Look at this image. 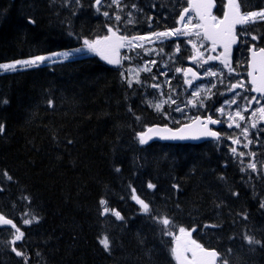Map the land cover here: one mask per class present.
Masks as SVG:
<instances>
[{"label":"trees","instance_id":"trees-1","mask_svg":"<svg viewBox=\"0 0 264 264\" xmlns=\"http://www.w3.org/2000/svg\"><path fill=\"white\" fill-rule=\"evenodd\" d=\"M244 1L264 8V0ZM104 12L108 0L99 10L95 0H0V63L102 38ZM255 29L264 46V22ZM146 87L129 88L96 54L0 74V213L24 231L27 264H177L174 238L141 212L129 185L154 214L174 220L176 235L181 226L195 229L190 238L227 264H264L261 160L253 171L213 143L141 146L137 133L155 119ZM102 198L125 222L101 216ZM31 215L41 219L22 224ZM13 233L0 229V264H25L12 251ZM102 235L110 252L98 243Z\"/></svg>","mask_w":264,"mask_h":264},{"label":"snow or ice","instance_id":"snow-or-ice-1","mask_svg":"<svg viewBox=\"0 0 264 264\" xmlns=\"http://www.w3.org/2000/svg\"><path fill=\"white\" fill-rule=\"evenodd\" d=\"M75 2H79V0H75ZM113 3L117 4L119 6V0H112ZM95 3L97 6L101 5V0H95ZM135 7V5H133ZM214 7L213 0H197L196 3L193 4V8L196 11V15L200 21V23L194 25L197 29H202L201 31L195 32V35L197 37H201L204 40L211 41L212 44V51H216V47L218 44L223 46V52L218 56H208L206 60H203V63H207L210 60H217L220 59L221 63L224 65L225 68L228 69L229 73L233 72L234 69L230 66V47L232 44H235L237 42V36L234 34V29L236 25H248V24H254L257 21L264 22V9L260 11H248V12H242L241 11V3L240 0H228V11L224 14L223 19H217L216 16L212 15V9ZM99 10V8H98ZM189 11L188 8L184 9V12L180 15V20H185V14H187ZM105 16H108V12H104ZM129 16L132 15L131 12L128 13ZM120 16H116V20H120ZM187 23H185V28H188V24L191 23V16H188ZM128 23H134L133 20H128ZM29 23H35L34 20H29ZM108 31L111 33V36L105 35L102 38H98L95 40H83V48H76L71 51H64L59 53H52L49 56H36L29 60H18L12 63H6V64H0V70L4 71H17L18 66L23 68H31V67H39L41 63L44 62H61L64 60H69L71 57H73L76 54L82 53L85 51V49L88 52H93L98 55H100L103 59L107 60L109 64H121V59L118 58L117 53L120 48L125 47L127 44L130 47L135 48H144L143 43H135L137 41H149L151 42V37L149 36H127V35H117L115 31L111 27L108 28ZM246 30H242V33ZM174 35H192L191 31H185L182 32L180 29H175L174 31H165V32H159V33H152V36H155L157 39L161 37H170ZM251 39L253 41H256L259 39L258 36L252 35ZM191 43V41H189ZM196 45L193 44V48H195ZM253 49H255V46H253ZM147 51V50H146ZM163 51V49H161ZM177 52H179V46L177 45ZM253 58L257 57L259 55L260 57V64H261V70L264 71V48H259V52L257 53L255 50L252 52ZM137 56H139V53H137ZM198 56H202L199 51H197V56L192 57V59L195 61L197 60ZM125 59H131V57H125ZM171 59V57H169ZM156 65V60H150L145 61L144 66L139 69H134L129 71V76H125L124 73H121L122 76H125V80L128 84V87L131 88L133 83L141 84V81L139 79V74L141 71L144 72H151V68L148 67V65ZM203 66V64H201ZM163 67H167V65H164ZM135 72V81L130 78L131 73ZM176 73L183 72L185 76V84L188 85L189 88L193 87V80L198 79V73L196 71H193L192 68L181 69L179 67L175 68ZM191 73L192 79H187L188 74ZM160 75L167 76V72H161ZM205 76L209 77H217V72L212 71L211 68L205 69L204 71ZM220 75H223L221 72ZM249 75H252V73H249ZM153 81H157L155 83H152L150 87L161 89L162 85L159 81V77L156 75H153L151 77ZM171 78L169 77V88L170 93L167 95V99L163 102L155 103L154 107L157 111L161 110L163 107V104L170 103V104H176V100L179 98L178 95H176L175 98H173V94L176 93L175 88H171L170 85ZM223 83V81H220ZM253 83H255V78H253ZM211 87L208 89L209 92H211V88H216L215 83H211ZM244 88V84L242 82L237 83H230L228 85V91L233 92L234 95L231 99H227L223 102L221 107L216 108L215 111L221 113V115L225 112L224 105H227L231 107L232 105H236L235 115L229 114L228 119L232 121L228 126L232 127L233 125L236 128L241 129V134L243 135L244 139L247 140V143H243V148H248L250 144L253 143L252 140L248 139V133H249V127H241L240 123H236V120L239 121H245V115L244 113L248 111V107L255 101L256 103H259L260 101L256 97H240L242 100H247L248 104L241 108L240 104L237 100V97L240 96L239 92H236V89ZM196 89H199V85H196ZM257 92H264V82H262L261 86L256 87L253 89ZM161 95H165L161 91ZM216 93H212V95H215ZM220 95H223V93H220ZM201 93L199 90H193L190 94V98L187 100V102H182L183 107L180 105H177V107L174 109V111L177 112H184V108H187L189 106L191 107H197V108H207V105L205 104V100H211L212 96L208 95L204 98H200ZM49 107H52V101H48ZM129 111H131V108H129ZM260 117L264 119V106L260 107L258 109ZM255 114V113H253ZM140 118L137 117V120ZM206 122L202 121L199 116L196 117L195 123L200 125V131L199 135L201 136H207V137H215L219 139V133L217 131L211 130L208 125L209 124H221L223 123L220 119H213L212 115H207L205 118ZM178 123V121H177ZM185 127L191 128L192 125H186ZM251 128H256V123H252L250 125ZM5 130V126L3 124H0V134H2ZM152 129H149V132H151ZM169 132H172L171 129H168ZM179 132H183V128L178 130ZM158 134V133H157ZM137 137L139 139L140 144H146L149 139H151V136H148L144 132L137 133ZM171 139H184V135H177L176 132H172V135L170 137ZM68 144H71L72 141L68 140ZM233 144L240 145L242 141L237 137L232 140ZM231 152L233 155L237 157H243L245 155H251L252 157L256 156L255 152L251 153H245L243 151H238L236 147L231 148ZM241 163H243V160H241ZM262 168H264V162H261ZM248 169H252L253 171L257 170V164L254 162H249L247 164ZM117 172L120 171L119 168L116 169ZM241 171H246L245 168H241ZM3 175L9 180H12V177L5 171ZM173 187H178L177 185H173ZM129 188L131 190V196L130 198L135 201L137 205L140 206V210L142 213L149 215V218L152 219L155 223L161 224L162 227V234L166 236H171L175 240V247L171 249L172 255L175 258L177 264H227V261L221 257V254L218 253L215 249H206L201 244L197 243L195 240H192L190 237L192 235V231H195V229H192L191 231L187 230L184 227H179L178 232L179 235H176L175 229L176 224L173 219L169 218L168 216L164 215H156L153 213V210L150 208V202H146L144 199L141 198V195H138L136 193V189L129 185ZM148 189L155 190L156 185L149 182L147 184ZM0 191H3V188L0 187ZM232 195L238 196L239 194L236 192H233ZM24 200L28 201V203H31V199L28 196L22 197ZM121 199H124V197H121ZM102 211L101 216L106 215H112L115 216L117 220H120L122 222H125V217L121 215V212L116 210L115 208H112L109 206L108 201L106 199H101L99 201ZM261 208H264V203H262ZM177 207H179L177 205ZM25 216H29V213H25ZM247 219V216L244 217ZM41 217H37L35 215H31L30 218L23 219L22 224L24 225H31L32 223H38ZM9 227L10 229H14L13 233V239L9 242L12 245V251L16 254V256L24 258L25 264H27V256L25 251H23V241L25 239V233L24 231H21V228L17 226L16 223H14L13 219L8 218L4 214L0 213V229ZM205 227H219L218 225H205ZM98 243L103 247L105 251L110 252L111 251V244L109 237L107 235H102L101 237H98ZM246 239L250 244L253 243H260L259 241L254 240L251 236H247ZM17 242H21L20 246L17 247ZM231 251V249H229ZM188 253L191 254V257L187 255Z\"/></svg>","mask_w":264,"mask_h":264},{"label":"flooded vegetation","instance_id":"flooded-vegetation-1","mask_svg":"<svg viewBox=\"0 0 264 264\" xmlns=\"http://www.w3.org/2000/svg\"><path fill=\"white\" fill-rule=\"evenodd\" d=\"M144 1L145 0H119V6H117V4L113 3L112 0H108V8L110 11V15L112 14L113 18L111 20L112 25L110 26L113 31H116L122 35H127V36H134L135 34H131V33H127L125 32V28L122 25H119L120 22H127L128 20V15L127 13L133 9V8H137L140 6L141 8V12L143 14V17H145V19H142L143 22H152V23H160V20L162 19V21H170V24H172L174 26V28L171 29V31L175 30V26L176 23L178 22V20L180 19V15L181 13L184 12L185 8H190L192 0H173V2L171 3L170 8L172 9L171 15H168L166 12H163V14H160V12L152 10L150 7L146 9V7L144 6ZM133 5H135V7H133ZM146 9V10H145ZM181 9V11H180ZM119 15L120 16V20H116V16ZM188 16H191V21H192V10L189 9L187 15H185V20L180 22H184L182 24L181 27H179L178 29H180L182 32L185 31H191V28L189 27L190 24H188V28H185V23H187V18ZM115 24V25H114ZM192 33V32H191ZM250 37V44L247 45L246 43H243V36H241V46L243 47V51H244V55L239 58L237 56L236 53H233V55H231L230 58V66L234 65V67L237 64H242L244 69L246 68V74H247V70H248V58H249V47H256L257 44V40L253 41ZM189 41H191V43H189ZM193 44L196 45L195 48H193ZM177 45L179 46V52L176 51L177 49ZM208 43L206 42V40H204L201 37H197V36H192V35H174V36H170V37H161L159 38V42L155 43V49L157 50V53L159 55L158 57V63L156 65L158 71L161 72H167L169 74H180L181 78H182V82H181V86H183L185 89H190L191 92L193 91V88L196 87V85H199L200 87H202V85L204 84L203 79H204V71L205 69H208V64L209 61L207 63H203V60H206L207 57L209 56V48H208ZM161 49H163V51H161ZM197 51H199V53L202 54V56H198L197 60H193L192 57L197 56ZM219 50H216L213 56H218L220 55L221 51L218 52ZM164 55L163 57H161V55ZM247 54V55H246ZM169 57H171V59H169ZM216 62L221 63L220 59H217ZM201 64H203V66H201ZM222 64V63H221ZM164 65H167V67H163ZM181 68V69H187V68H192L193 71H196L198 73V79L193 80V87L189 88L187 84H185V76L183 74V72L181 73H176L175 72V68ZM226 70H228L226 68ZM232 74H234V80H229V83H237V82H242L244 84V88L241 89H236V92L242 93L246 90L245 89V85H248V80H246L245 78V72H240V71H233ZM231 78V75H230ZM187 79H192L191 77V73L188 74ZM184 83V84H183ZM181 87V89L183 88ZM183 90V89H182ZM180 93V97L176 100V102H178V104L182 107L183 104L182 102H187V100L190 98V94H188L189 97L184 98L183 94L185 93ZM251 89L248 91V93H250ZM182 95V96H181ZM234 93L228 91V94L225 95L224 99L221 100V102H219L218 106L209 105L208 100H205V104L207 105V108H197V107H187L188 110L190 111V115L189 118L194 119L197 116H199L200 118H206L207 115H212V117H216V115L218 114L220 118L224 117V121H229L228 116L229 114H226V112L228 111V106L224 105L225 107V112L223 115H221V113L216 112L215 109L221 107V105L223 104V102L227 99H231L233 97ZM252 97H256L260 102L259 104L264 105V98L258 97L256 95H253L251 93ZM205 96H207L206 94L203 95L202 92V97L200 98H204ZM238 100V97H237ZM253 106L256 105V102L254 101ZM217 113V114H216ZM226 123V122H225ZM224 122L220 124V126L217 127V129L219 131H222L223 133H226L230 138V141L233 140L232 136H237L235 135L234 132L235 131V126H234V131L229 130L224 124ZM216 129V128H214ZM240 140L243 138L242 136H237Z\"/></svg>","mask_w":264,"mask_h":264},{"label":"water","instance_id":"water-1","mask_svg":"<svg viewBox=\"0 0 264 264\" xmlns=\"http://www.w3.org/2000/svg\"><path fill=\"white\" fill-rule=\"evenodd\" d=\"M230 49H231V47H230ZM117 56H118V53H117ZM105 62L107 64H109L107 62V60H105ZM109 65H114V64H109ZM252 84H254L255 88L258 87V84L253 83V82H252ZM258 93H264V92H258ZM190 124L192 125L191 128L185 127L186 125L181 127V128H183L182 133L178 131L181 128H179L177 130H172V132H176L178 136L184 135L185 136L184 139L166 138V137H170L172 135V132H169L168 128H155L154 127L151 132L148 131L147 135L151 136V139H149L148 142L153 141V140H159V141H169V142H193L194 143V142H202L203 140H206V139L215 138V137H207V136L199 135L200 125L195 123V122H192ZM208 127L210 128V124L208 125Z\"/></svg>","mask_w":264,"mask_h":264},{"label":"rangeland","instance_id":"rangeland-1","mask_svg":"<svg viewBox=\"0 0 264 264\" xmlns=\"http://www.w3.org/2000/svg\"><path fill=\"white\" fill-rule=\"evenodd\" d=\"M195 32H197V28H195V27L193 26V34H194V35H195ZM83 47H84V46H81V47H78V48H83ZM74 49H76V48H74ZM71 50H73V49H70V50H63V51H59V52L71 51ZM59 52H54V53H59ZM87 52H88V51L85 49V51H83L82 53H79V54L74 55V56L71 57L70 59L75 58V57H77V56H79V55H85V53H87ZM51 54H52V53H51ZM51 54L42 55V56H49V55H51ZM32 58H34V57H32ZM32 58H28V59H20V60H29V59H32ZM15 61H18V60H15ZM15 61L7 62V63H12V62H15ZM2 64H6V63H2ZM43 64H52V62L48 61V62L41 63L40 65H43ZM31 68H33V67H31ZM24 69H28V68H23V67L18 66V70H24ZM135 69H138V68H135ZM18 70H17V71H18ZM8 72H14V71H4V70H0V73H8ZM132 78H135V72H134V71L132 72ZM198 90L200 91V89H198ZM169 105H171V104L169 103ZM260 107H261V106L258 105V106H256V107L253 108L254 110H256V115L254 116V119H255V120L260 119V117H259V111H258V109H259ZM183 114H185V115H190V112H189V113H188V112H185V113H183ZM232 114H233V116L235 115V110H232ZM27 218H29V217H27ZM188 254H189V253H188Z\"/></svg>","mask_w":264,"mask_h":264},{"label":"bare ground","instance_id":"bare-ground-1","mask_svg":"<svg viewBox=\"0 0 264 264\" xmlns=\"http://www.w3.org/2000/svg\"><path fill=\"white\" fill-rule=\"evenodd\" d=\"M61 41H62V40H61ZM63 41H64V40H63ZM60 43H61V42H60ZM62 44H64V43H62ZM107 84H109V83H107ZM107 84H106V85H107ZM105 87H106V86H105ZM113 87H114V86H113ZM104 91H106V90H104ZM173 98H174V97H173ZM177 105H179L178 102H176V104H171L170 106L176 108ZM182 107H183V106H182ZM185 112H188V113H189L190 111L188 110V108H184V112H183V113H185ZM180 113H181V112H180ZM183 113H182V114H183Z\"/></svg>","mask_w":264,"mask_h":264}]
</instances>
